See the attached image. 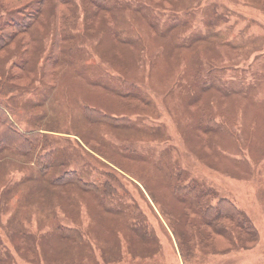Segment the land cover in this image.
Masks as SVG:
<instances>
[{
	"label": "rangeland",
	"instance_id": "1",
	"mask_svg": "<svg viewBox=\"0 0 264 264\" xmlns=\"http://www.w3.org/2000/svg\"><path fill=\"white\" fill-rule=\"evenodd\" d=\"M171 1L135 8L130 0L123 12L111 2L113 20L126 15L129 25L115 21L116 38L103 25L97 38L70 40L84 52L56 63L52 80L41 76L50 21L32 27L29 50H0V117L29 142L0 147V264H264V0ZM81 10L73 34L83 29ZM167 23L174 32L161 33ZM205 32L214 42L187 39ZM101 35L118 46L131 37L133 50L120 54L96 42ZM15 62L34 71L11 78ZM214 77L240 94L208 97ZM85 106L114 119L87 124L94 115ZM46 150L50 159L39 163ZM177 170L244 210L259 234L255 246L216 251L227 240L203 216L193 236L177 237L163 202ZM73 171L81 183L56 182ZM60 225L81 236L61 237Z\"/></svg>",
	"mask_w": 264,
	"mask_h": 264
},
{
	"label": "trees",
	"instance_id": "2",
	"mask_svg": "<svg viewBox=\"0 0 264 264\" xmlns=\"http://www.w3.org/2000/svg\"><path fill=\"white\" fill-rule=\"evenodd\" d=\"M29 1L30 0H0V50L8 47L9 44L13 46L12 49H14V46H21L23 50H29L31 47L30 44L33 41L30 37L31 33H29L33 29L32 27L35 26L38 19L43 22L50 21L52 34L46 42L47 51L42 60L43 67L41 71L42 78L50 80L55 78L56 75H59L52 72V68L56 63L59 62V64L64 66L66 63L69 64V62H74L73 59H75L77 51L84 52V48L74 47L73 45L72 47L66 46L68 44H75L69 43L70 40H74L75 38L77 42L81 38L80 41L84 42L86 39H91L93 34L96 37L103 25H108V28L105 26L104 29L109 31L112 36L116 38L119 35V32L117 28L114 27V22L116 21L121 26H124V24L127 26L129 25L128 19H124L127 17L126 15L113 20V16L109 12V10H111L109 9L111 8V2H116L120 5V12H123V10L127 7H132L129 3L130 0H35V3H28ZM146 1L147 0H137L135 8L144 4ZM151 1L157 2V0ZM158 2L162 3L163 7H165V4L169 2L173 4L171 0H158ZM82 8H84L83 15H81L83 29L80 30L82 37H79L80 32L76 34H73L72 32L75 30L78 23L80 11L82 13ZM2 15H5L3 19H1ZM151 24H153V22H151ZM169 27L172 29V32H174L175 25L173 24L170 26L167 23L165 29L162 30L161 33L167 31ZM199 34L201 37L191 35L187 39L191 38V40L197 42L198 40L202 41L208 38L207 40L214 42L211 41L209 35H206V32ZM20 35L23 36L21 41L18 39L21 37ZM103 37V35L98 37L96 42L106 39L116 47H122V49L119 50L121 51L120 54L128 55V51L131 52L133 50L128 47L130 43L126 44L128 40H131V37L121 36V39L117 40L121 44L119 46L117 43ZM13 41L14 43H11ZM186 43L188 44V42ZM37 45L40 46L39 44ZM204 46H206V49H214V44L211 43H205ZM117 49L118 48H116V52ZM190 50H192V48ZM0 64L1 67H3L4 64L2 61H0ZM22 69H28L30 73L34 71V67L31 65L29 66L27 64L26 67L25 65L24 67H21L19 62H15L10 77L14 79L21 78L16 76ZM204 73L206 76L212 75L210 70L205 71ZM211 79H213L212 85L208 86L205 91L204 88L200 86L201 91L206 92L205 94L208 97L214 96L217 98V93L220 95H233L235 93L240 94L238 90L233 88V85L230 82H224L220 78L218 79L216 77ZM216 82L222 84L223 86L217 85ZM85 108H87L91 115H94L93 117H88L85 120V123L87 124H91L92 120L98 117H107L109 120L114 119L112 115L107 116L95 107L88 108L85 106ZM4 119L5 117H0V147L16 148L23 145L27 146L29 144L28 139H26V141L22 139V135L16 129V126H13L10 122H8V120L3 121ZM205 122L206 124L211 123L212 126H208L213 129H216L218 126V124L216 125L217 122L214 120L212 121L209 116L205 117ZM29 138L33 139L32 142L37 148H40V144L43 142L40 134L33 133V135ZM41 157H44L45 160L48 161L50 159V151L46 150L44 151V154L38 157L39 163L41 162L39 159ZM47 166L48 164H46L44 168H47ZM74 172L75 171L70 172L71 176L68 174H66L64 178L62 176L59 180H56V182L71 179L75 182L78 181L81 183ZM168 176L166 187L169 195L163 198V202L167 208L169 206V209L165 212L170 214V216H167L172 227V231L174 234L177 233V237H179V233L180 235H183L184 239L190 235L193 236V229L196 223L194 221L196 218L203 216L205 218L204 222L206 227L213 228L211 231L212 234L214 233L216 236L224 237L227 240V243L224 242L222 247H215V244H213L212 246L213 248L215 247L216 251L231 250L236 247L248 249L255 246L259 239L258 231L248 214L244 210L240 209L232 200L225 197L216 198L215 190L212 187L200 184V180L196 178L189 177V179H187L181 171H176L173 175L175 176L173 181L172 176L169 174ZM184 177L186 181H180V179L184 180ZM223 227L226 228L225 231H223ZM57 230L61 237L69 236L72 240L79 239L78 237L81 236L79 232L80 230L75 226L60 225L57 227ZM76 232H79V234ZM234 232L237 237L235 239H231V234ZM207 237L203 238L207 239ZM212 241L215 242V239L213 238ZM207 242L209 243V240H207ZM0 243L2 242L0 241ZM12 248L15 253L19 254L17 247L15 248L13 245ZM3 250L5 251V249ZM5 255L9 256L8 253H5Z\"/></svg>",
	"mask_w": 264,
	"mask_h": 264
}]
</instances>
